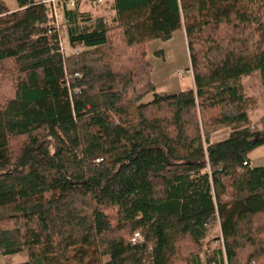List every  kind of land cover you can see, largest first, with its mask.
I'll return each mask as SVG.
<instances>
[{"label": "trees", "instance_id": "trees-1", "mask_svg": "<svg viewBox=\"0 0 264 264\" xmlns=\"http://www.w3.org/2000/svg\"><path fill=\"white\" fill-rule=\"evenodd\" d=\"M15 1L0 0V254L264 264V166L249 157L264 132L242 85L259 72L264 88V0H112L114 24L81 9L98 0ZM180 31L194 86L157 92L148 44Z\"/></svg>", "mask_w": 264, "mask_h": 264}, {"label": "rangeland", "instance_id": "rangeland-1", "mask_svg": "<svg viewBox=\"0 0 264 264\" xmlns=\"http://www.w3.org/2000/svg\"><path fill=\"white\" fill-rule=\"evenodd\" d=\"M7 4L12 7L16 8V1L15 0H6ZM103 2L98 6H94L91 2L85 1L82 5L83 10L91 11L93 17H104L107 20L108 24H114L116 21V13L111 8L110 2L112 0H102ZM56 15L59 23H62V12L59 6H56ZM63 44V51L67 55H72L77 52L80 48L73 49L69 41L66 37L62 39ZM173 54V51L170 52ZM169 53V54H170ZM167 55V58L169 57ZM173 58V57H172ZM175 78L177 77L176 81L179 82L180 86H174L173 89H166V88H159L160 93H167V92H177L181 90L185 85L182 83L186 80L187 83H191L192 76H187L185 71H181L179 74L174 75ZM174 76L171 77L170 80H173ZM169 83V88L171 87V81ZM243 85V92L247 98V109L250 115V127L252 130H260L264 132V88H263V77L258 72L254 73L253 75L244 77L242 79ZM160 87V85L158 84ZM157 86V87H158ZM230 127H220L212 132L211 140L212 141H219L227 138L231 133ZM251 159L252 166H264V145H261L254 149L251 154L249 155ZM221 235V230L219 223L215 222L207 234V241L213 240L217 236ZM217 245L216 243L213 244V247ZM205 250H210L207 248V245L203 248ZM203 253V252H202ZM29 259V255L27 251H22L16 254L11 255H3L0 254V264H18Z\"/></svg>", "mask_w": 264, "mask_h": 264}, {"label": "crops", "instance_id": "crops-1", "mask_svg": "<svg viewBox=\"0 0 264 264\" xmlns=\"http://www.w3.org/2000/svg\"><path fill=\"white\" fill-rule=\"evenodd\" d=\"M160 50H164V57L156 55V52ZM172 51L173 54L170 53ZM168 54L171 59L167 58ZM148 59L154 66L153 81L157 83V86L158 84L160 85L157 88V92L162 88L173 89L174 86H180L179 82L176 81L177 77L175 78L174 75L179 74L181 71H185L187 76H192L190 84L186 82L187 79L182 83V85H185L182 89L194 86L187 36L184 31L175 33L168 41L155 40L149 43ZM172 76L174 78L170 80ZM169 81L172 82L170 88Z\"/></svg>", "mask_w": 264, "mask_h": 264}, {"label": "built area", "instance_id": "built-area-1", "mask_svg": "<svg viewBox=\"0 0 264 264\" xmlns=\"http://www.w3.org/2000/svg\"><path fill=\"white\" fill-rule=\"evenodd\" d=\"M44 2H52V3H55L56 0H43ZM103 1L102 0H98V3H102ZM141 239V235L140 233H135L134 236L132 237V241L135 243V242H139Z\"/></svg>", "mask_w": 264, "mask_h": 264}]
</instances>
